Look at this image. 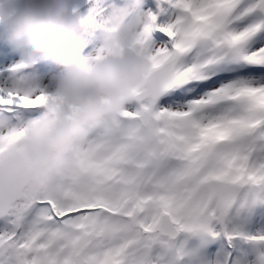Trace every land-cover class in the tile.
I'll return each mask as SVG.
<instances>
[{"label":"snow or ice","instance_id":"obj_1","mask_svg":"<svg viewBox=\"0 0 264 264\" xmlns=\"http://www.w3.org/2000/svg\"><path fill=\"white\" fill-rule=\"evenodd\" d=\"M87 2L91 56L115 52L137 10ZM155 9L130 37L149 71L86 126L57 195L0 184V264H264V0ZM25 67L0 75V155L56 99Z\"/></svg>","mask_w":264,"mask_h":264},{"label":"clouds","instance_id":"obj_2","mask_svg":"<svg viewBox=\"0 0 264 264\" xmlns=\"http://www.w3.org/2000/svg\"><path fill=\"white\" fill-rule=\"evenodd\" d=\"M149 23L147 11L132 13L123 31L127 39L115 52L94 58L79 51L83 29L69 0L0 2V41L18 54V63L31 66L40 53H51L58 69L47 83L38 72L25 74L56 99L24 125V136L12 150L0 155V184L23 179L49 198L57 195L71 163L70 149L85 141L86 126L114 121L149 71L144 54L130 43Z\"/></svg>","mask_w":264,"mask_h":264},{"label":"rangeland","instance_id":"obj_3","mask_svg":"<svg viewBox=\"0 0 264 264\" xmlns=\"http://www.w3.org/2000/svg\"><path fill=\"white\" fill-rule=\"evenodd\" d=\"M0 2H2V0H0ZM70 2V1H69ZM88 2L87 0L83 1L80 4H75L70 2V7L72 9H75L76 12L80 13V14H84L86 11H82L81 6H83L84 4L86 5ZM154 4H155V0H154ZM80 5V6H78ZM131 7H134L137 11L140 10H145V11H155V6L154 7H143L137 3H132L130 4ZM101 42V41H100ZM100 43L94 44L92 47L88 48V44H84L85 48H87L88 50L86 51L85 55H91L94 54L95 49L97 47H99ZM49 55H51V53H40L39 55H37L36 57H34L35 63L31 66H26L24 69V73H40L44 76V82L47 83L48 82V75L50 73L56 72L57 66L54 63V59H49L48 64H44L41 62L40 60L44 59V58H48ZM19 61V56L17 53H15L14 51H12L10 49V47L3 43L2 41H0V75H8L9 73L6 71L8 69H10L13 65L17 64ZM52 61V62H50Z\"/></svg>","mask_w":264,"mask_h":264},{"label":"trees","instance_id":"obj_4","mask_svg":"<svg viewBox=\"0 0 264 264\" xmlns=\"http://www.w3.org/2000/svg\"><path fill=\"white\" fill-rule=\"evenodd\" d=\"M104 2H107V3H113L115 2L118 6L120 7H131L130 4L132 3H137L143 7H154L155 4H154V0H104ZM80 6V5H78ZM88 8V3L83 6H81V9L82 11H86ZM156 10V9H154ZM161 19L163 18L162 16L160 17ZM101 41V33L99 32V30H96V29H83V39L79 45V51L82 53V54H86V51L88 50L87 48H85V45L84 44H88V48L92 47L94 44H97V43H100ZM49 59H54L52 54L49 55L48 58H44L42 60H40L41 62V65L42 63L44 64H48L49 62ZM52 62V61H50Z\"/></svg>","mask_w":264,"mask_h":264},{"label":"water","instance_id":"obj_5","mask_svg":"<svg viewBox=\"0 0 264 264\" xmlns=\"http://www.w3.org/2000/svg\"><path fill=\"white\" fill-rule=\"evenodd\" d=\"M69 1L72 2V3H75V4H80V3H82L85 0H69Z\"/></svg>","mask_w":264,"mask_h":264}]
</instances>
